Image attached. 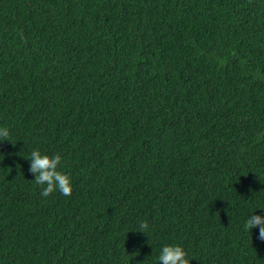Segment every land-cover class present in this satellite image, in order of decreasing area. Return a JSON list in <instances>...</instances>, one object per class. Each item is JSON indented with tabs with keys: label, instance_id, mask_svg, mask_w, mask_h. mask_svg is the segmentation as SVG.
Returning <instances> with one entry per match:
<instances>
[{
	"label": "trees",
	"instance_id": "obj_1",
	"mask_svg": "<svg viewBox=\"0 0 264 264\" xmlns=\"http://www.w3.org/2000/svg\"><path fill=\"white\" fill-rule=\"evenodd\" d=\"M0 127V264H264V0H0Z\"/></svg>",
	"mask_w": 264,
	"mask_h": 264
},
{
	"label": "clouds",
	"instance_id": "obj_2",
	"mask_svg": "<svg viewBox=\"0 0 264 264\" xmlns=\"http://www.w3.org/2000/svg\"><path fill=\"white\" fill-rule=\"evenodd\" d=\"M0 141L11 142L10 132L7 127H0ZM0 157L4 159L3 155H0ZM28 160H30L29 172L35 174V183L41 186L46 185V187L42 188V196L47 197L57 190L64 196L71 195L73 191L71 177L59 170L62 166L61 155L54 154L49 156L47 154H42L39 150H33ZM148 227L149 225L146 221L142 222L140 224L141 231L139 232L146 233ZM257 227L259 228L258 239L264 241V216H249L244 224V229L246 231H251ZM138 255L139 252H135L128 256L132 259ZM158 259L159 264H192V261L187 257L186 251L179 245L164 246Z\"/></svg>",
	"mask_w": 264,
	"mask_h": 264
}]
</instances>
